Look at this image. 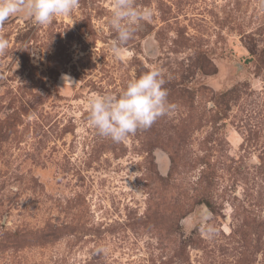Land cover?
Returning a JSON list of instances; mask_svg holds the SVG:
<instances>
[{
	"label": "rangeland",
	"instance_id": "obj_1",
	"mask_svg": "<svg viewBox=\"0 0 264 264\" xmlns=\"http://www.w3.org/2000/svg\"><path fill=\"white\" fill-rule=\"evenodd\" d=\"M113 3L0 27V264H264V0H134L119 58ZM153 69L175 108L98 135L93 94Z\"/></svg>",
	"mask_w": 264,
	"mask_h": 264
},
{
	"label": "clouds",
	"instance_id": "obj_2",
	"mask_svg": "<svg viewBox=\"0 0 264 264\" xmlns=\"http://www.w3.org/2000/svg\"><path fill=\"white\" fill-rule=\"evenodd\" d=\"M80 0H0V27L12 16L24 12L35 24L49 25L56 17L70 16ZM110 25L116 36L110 49L119 58L123 47L134 37L141 22L150 21L152 12L139 9L134 0H114ZM9 47L8 39L0 36V55ZM65 83L72 85L69 76ZM162 71L153 69L130 80L121 94L93 96L88 101V123L98 135L113 142H123L138 130L149 129L159 118L168 115L174 104L168 102V90Z\"/></svg>",
	"mask_w": 264,
	"mask_h": 264
}]
</instances>
